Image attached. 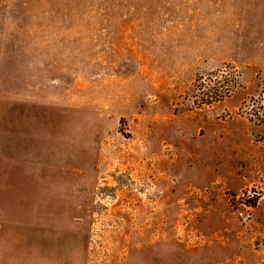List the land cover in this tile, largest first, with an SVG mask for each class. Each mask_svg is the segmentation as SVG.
Returning a JSON list of instances; mask_svg holds the SVG:
<instances>
[{"label":"rangeland","instance_id":"obj_1","mask_svg":"<svg viewBox=\"0 0 264 264\" xmlns=\"http://www.w3.org/2000/svg\"><path fill=\"white\" fill-rule=\"evenodd\" d=\"M0 264H264V0H0Z\"/></svg>","mask_w":264,"mask_h":264}]
</instances>
